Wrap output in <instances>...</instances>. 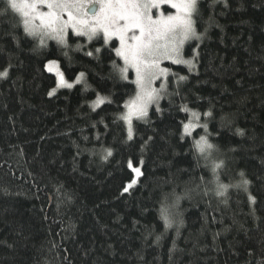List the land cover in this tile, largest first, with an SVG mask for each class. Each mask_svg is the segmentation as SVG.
Masks as SVG:
<instances>
[{
    "label": "trees",
    "instance_id": "16d2710c",
    "mask_svg": "<svg viewBox=\"0 0 264 264\" xmlns=\"http://www.w3.org/2000/svg\"><path fill=\"white\" fill-rule=\"evenodd\" d=\"M193 26L130 136L117 41L0 0V264H264V0H198Z\"/></svg>",
    "mask_w": 264,
    "mask_h": 264
},
{
    "label": "rangeland",
    "instance_id": "374dc122",
    "mask_svg": "<svg viewBox=\"0 0 264 264\" xmlns=\"http://www.w3.org/2000/svg\"><path fill=\"white\" fill-rule=\"evenodd\" d=\"M9 1L31 33L46 34L59 41L66 40L69 32L86 39L101 36L106 43L117 41V55L132 71L137 88L125 111L129 125L158 103L173 66L188 63L184 46L196 37L193 14L198 0ZM45 67L55 75L56 89L70 88L81 79L67 80L56 61H48ZM126 126L131 136L132 123ZM137 179L138 171L127 187Z\"/></svg>",
    "mask_w": 264,
    "mask_h": 264
},
{
    "label": "water",
    "instance_id": "95a60500",
    "mask_svg": "<svg viewBox=\"0 0 264 264\" xmlns=\"http://www.w3.org/2000/svg\"><path fill=\"white\" fill-rule=\"evenodd\" d=\"M95 10H96V9L94 8V9L91 11V14H94V13H95Z\"/></svg>",
    "mask_w": 264,
    "mask_h": 264
}]
</instances>
